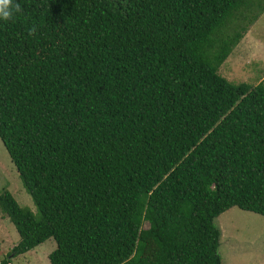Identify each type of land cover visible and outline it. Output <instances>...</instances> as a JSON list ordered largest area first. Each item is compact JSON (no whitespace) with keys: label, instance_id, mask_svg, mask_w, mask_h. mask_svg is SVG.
<instances>
[{"label":"trees","instance_id":"16d2710c","mask_svg":"<svg viewBox=\"0 0 264 264\" xmlns=\"http://www.w3.org/2000/svg\"><path fill=\"white\" fill-rule=\"evenodd\" d=\"M16 2L0 141L35 212L0 192L18 235L0 264L47 238L49 264H221L214 218L264 217V81L217 73L251 1Z\"/></svg>","mask_w":264,"mask_h":264},{"label":"rangeland","instance_id":"374dc122","mask_svg":"<svg viewBox=\"0 0 264 264\" xmlns=\"http://www.w3.org/2000/svg\"><path fill=\"white\" fill-rule=\"evenodd\" d=\"M250 1V7L241 9L225 28L227 34L237 32L238 40L217 68L218 74L235 84L254 85L264 81V0ZM29 41L36 54L42 55L38 38L33 35ZM4 189L11 193L19 206L35 212L30 196L21 185L0 141V192ZM213 222L220 231L218 253L221 264H264L262 215L232 206L218 214ZM17 240L13 224L0 210V259ZM54 247V240L47 238L24 253L11 256L7 264H49L47 254ZM152 252V242L145 241L142 254L151 256Z\"/></svg>","mask_w":264,"mask_h":264},{"label":"clouds","instance_id":"9594fccd","mask_svg":"<svg viewBox=\"0 0 264 264\" xmlns=\"http://www.w3.org/2000/svg\"><path fill=\"white\" fill-rule=\"evenodd\" d=\"M23 13V8L16 0H0V20L14 21L18 15ZM37 32V26L32 25L27 30V35L33 36Z\"/></svg>","mask_w":264,"mask_h":264},{"label":"crops","instance_id":"0c3cea01","mask_svg":"<svg viewBox=\"0 0 264 264\" xmlns=\"http://www.w3.org/2000/svg\"><path fill=\"white\" fill-rule=\"evenodd\" d=\"M218 73V72H217Z\"/></svg>","mask_w":264,"mask_h":264}]
</instances>
